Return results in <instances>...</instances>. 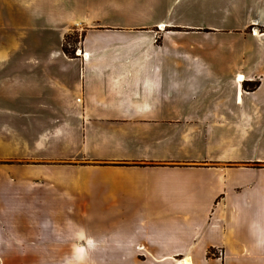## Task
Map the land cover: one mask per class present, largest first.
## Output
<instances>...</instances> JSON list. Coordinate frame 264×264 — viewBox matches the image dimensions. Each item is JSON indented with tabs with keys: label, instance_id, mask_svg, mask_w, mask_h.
<instances>
[{
	"label": "crops",
	"instance_id": "obj_1",
	"mask_svg": "<svg viewBox=\"0 0 264 264\" xmlns=\"http://www.w3.org/2000/svg\"><path fill=\"white\" fill-rule=\"evenodd\" d=\"M85 2L1 43L0 264H264V0Z\"/></svg>",
	"mask_w": 264,
	"mask_h": 264
},
{
	"label": "rangeland",
	"instance_id": "obj_2",
	"mask_svg": "<svg viewBox=\"0 0 264 264\" xmlns=\"http://www.w3.org/2000/svg\"><path fill=\"white\" fill-rule=\"evenodd\" d=\"M27 1L28 0H24V3H20L17 0H0V14H2L1 16H4V18L6 17L11 23V26L7 28L6 24L2 23V20H0V49L2 40L5 41L6 39L14 38L16 28H18L19 31V28L22 27V38L25 41L44 39L49 33V38L52 42L59 45L60 40H63L61 49H63V45H66L67 49L71 50V54H76L84 36L83 26L80 24L86 26L89 22L95 21L96 17L99 19V8L95 5H87L85 0H29L28 3ZM151 1H158L160 3L159 10L164 11L166 6L171 9L168 17L169 21L172 22H193L196 21L194 19L198 20L199 17L202 16L200 15L201 13H197V9L193 10L195 12L197 11L195 13L192 11V8L186 6L181 7L183 6V0H131V8L129 12H126L127 14L123 15L121 13L123 12L122 10L126 9L123 8L125 6H121L120 9H114L112 12H110V10L104 11L103 16L109 17L107 21L112 22L131 21L134 18L133 14L142 6L141 4L149 5ZM230 1L233 3V8L234 2H239V0ZM66 2L69 4L67 3L66 5ZM225 2H229V0H210V4L217 10L216 19L218 22H221V10ZM21 4L23 5L21 6ZM16 8L18 9V19L22 14V21L20 23L14 20ZM218 10L220 11L218 12ZM52 16L57 17L56 27L53 31H51V29L47 31V24L52 20ZM37 21L42 29L40 34L36 31V28H34ZM76 21H78L79 24L75 25ZM67 26H69L67 29L68 31L64 34V30ZM216 50L215 53H222V47L219 46ZM210 254L213 253L210 252Z\"/></svg>",
	"mask_w": 264,
	"mask_h": 264
},
{
	"label": "trees",
	"instance_id": "obj_3",
	"mask_svg": "<svg viewBox=\"0 0 264 264\" xmlns=\"http://www.w3.org/2000/svg\"><path fill=\"white\" fill-rule=\"evenodd\" d=\"M63 50L67 53V54H71V50L67 49L66 45H63Z\"/></svg>",
	"mask_w": 264,
	"mask_h": 264
}]
</instances>
